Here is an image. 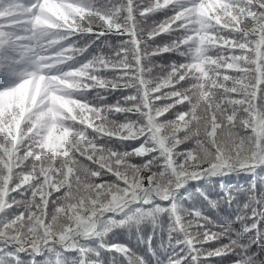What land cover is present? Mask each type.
I'll use <instances>...</instances> for the list:
<instances>
[{
  "label": "snow or ice",
  "instance_id": "obj_1",
  "mask_svg": "<svg viewBox=\"0 0 264 264\" xmlns=\"http://www.w3.org/2000/svg\"><path fill=\"white\" fill-rule=\"evenodd\" d=\"M0 264H264V0H0Z\"/></svg>",
  "mask_w": 264,
  "mask_h": 264
}]
</instances>
